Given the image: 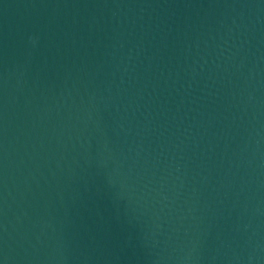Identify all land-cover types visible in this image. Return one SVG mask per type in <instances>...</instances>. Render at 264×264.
Segmentation results:
<instances>
[{
    "label": "water",
    "instance_id": "1",
    "mask_svg": "<svg viewBox=\"0 0 264 264\" xmlns=\"http://www.w3.org/2000/svg\"><path fill=\"white\" fill-rule=\"evenodd\" d=\"M0 264H264V0H0Z\"/></svg>",
    "mask_w": 264,
    "mask_h": 264
}]
</instances>
